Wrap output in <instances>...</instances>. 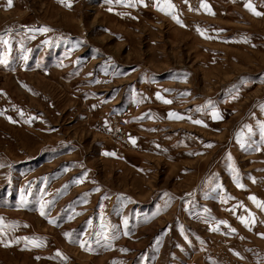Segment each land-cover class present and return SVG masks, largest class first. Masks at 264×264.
Listing matches in <instances>:
<instances>
[{
    "label": "rangeland",
    "instance_id": "rangeland-1",
    "mask_svg": "<svg viewBox=\"0 0 264 264\" xmlns=\"http://www.w3.org/2000/svg\"><path fill=\"white\" fill-rule=\"evenodd\" d=\"M170 3L0 0V264H264V0Z\"/></svg>",
    "mask_w": 264,
    "mask_h": 264
},
{
    "label": "snow or ice",
    "instance_id": "snow-or-ice-1",
    "mask_svg": "<svg viewBox=\"0 0 264 264\" xmlns=\"http://www.w3.org/2000/svg\"><path fill=\"white\" fill-rule=\"evenodd\" d=\"M61 2H64V0H61ZM7 4H8V7H11L12 6V0H7ZM157 4H158V6L160 5V0H157ZM67 6L71 7V4L69 3ZM204 7H207V5H204ZM246 7H248L249 10L252 11L255 15H262V13L257 12L255 10L254 6L250 2L246 4ZM173 8H174V5H172L170 3V0H165V5L160 7V10L161 11H165L166 14H171V12L169 10L173 9ZM210 14H214V13H210ZM174 18H176V17H174ZM177 22H179V20ZM43 31L46 32V31H49V29L45 28V29H43ZM202 35H203V33H202ZM0 43L8 44V41L3 39V38H0ZM157 99L162 100L164 103H171L172 102V101L164 99L162 96H160V94H157ZM213 117L216 118V119H222V117L219 116V114L217 112H213ZM169 118H172V119H183L184 117H182L179 114L173 112V113H169ZM194 123L200 124V123H202V121L197 120V121H194ZM132 143L133 144L136 143L135 139H132ZM206 147H212V145L208 144V145H206ZM105 154L106 155H115L114 153H105ZM239 186L243 187V185H239ZM249 199H251L257 205V207H260V208L264 209V201L258 200L255 196H250ZM242 206L243 205H241V207ZM41 215H45L44 205H41ZM241 222L246 223V226H247V221H246L245 218L242 217L241 218ZM220 223L221 224H226L225 221H221ZM125 224H127V219L125 220ZM213 230H216V229H213ZM233 231H235V229H233ZM66 235H71V234H66ZM261 235L264 236V234H261ZM25 240H28V238H25ZM80 243H81L82 247L85 244L84 241H81ZM35 246H40V245L36 244ZM58 255H59V253H58Z\"/></svg>",
    "mask_w": 264,
    "mask_h": 264
},
{
    "label": "built area",
    "instance_id": "built-area-1",
    "mask_svg": "<svg viewBox=\"0 0 264 264\" xmlns=\"http://www.w3.org/2000/svg\"><path fill=\"white\" fill-rule=\"evenodd\" d=\"M110 121L111 122H110L109 127L113 135L114 142H116L117 144L121 142H126L129 145L127 135H126V131L128 128L127 122L121 119L118 115H113L112 117H110ZM224 260H226L224 263H227V264H245L242 262L232 263V261L228 257L225 258Z\"/></svg>",
    "mask_w": 264,
    "mask_h": 264
}]
</instances>
